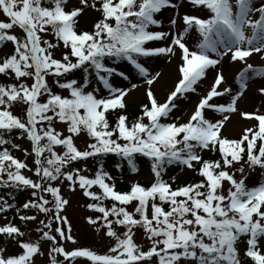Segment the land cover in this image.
Instances as JSON below:
<instances>
[{
    "label": "snow or ice",
    "instance_id": "1",
    "mask_svg": "<svg viewBox=\"0 0 264 264\" xmlns=\"http://www.w3.org/2000/svg\"><path fill=\"white\" fill-rule=\"evenodd\" d=\"M184 7L181 14L174 0H0V76L7 80L0 82V188L7 190L0 214L14 210L24 224L42 216L36 240L11 222L0 226L20 250L4 255L0 247V264H35L41 241L50 264H264V111L236 107L248 81L264 78L248 62L253 53L264 59V0H184ZM86 12L95 19L84 30ZM161 60L176 71L162 101L152 90L162 75L153 62ZM225 60L245 65L235 88L222 72ZM209 73L207 88L177 115V101L198 93ZM138 91L144 99L130 119L128 97ZM256 91L264 98V83ZM16 105L21 116L11 111ZM232 113L252 121L237 138L225 135ZM81 136L83 148L75 143ZM13 150L31 156L32 166ZM105 157L133 174L144 158L148 184L116 191ZM173 166L198 179L173 188L164 179ZM65 188L86 198L92 214L83 219L107 242L105 252L63 246L77 243ZM17 193L28 197L19 206L9 202ZM137 229L144 247L135 242Z\"/></svg>",
    "mask_w": 264,
    "mask_h": 264
},
{
    "label": "rangeland",
    "instance_id": "2",
    "mask_svg": "<svg viewBox=\"0 0 264 264\" xmlns=\"http://www.w3.org/2000/svg\"><path fill=\"white\" fill-rule=\"evenodd\" d=\"M176 1V2H175ZM174 2L177 4V6L179 7V10L181 12V14H183L185 12V7H184V0H174ZM70 4L73 3H77V0H70L69 1ZM175 9L170 10V11H166L164 13V17L162 18L164 20V24H165V29L167 28V18L171 15L175 13ZM190 11V9H189ZM92 12H86L84 13L81 19V22L84 23L87 21V18L89 15H91ZM0 19H3V17H0ZM17 36L20 35V31L14 32ZM194 43V41L190 40L189 41V45L191 46V44ZM58 52H57V56H58ZM249 63H251L253 65L254 68H258L261 70H264V61L263 59L259 58V54L253 53L250 60H248ZM154 66H155V70L160 71L161 74H163L165 71L169 72L172 74V79L169 81L168 87H165L163 90L160 87L159 83H155L152 86V90L156 95V98L158 100H163V98L166 96L168 90L172 87L173 82L176 78V71L175 68L173 66V64L167 63L163 60L161 61H155L153 62ZM170 64V65H169ZM245 65L243 64H229L226 60L224 62H222V68L226 67V71L224 73V76L226 78V80L228 81L229 85H231L232 87H236V85L234 84L233 78L235 76L236 73H238L240 71L241 68H243ZM211 73H209V79L205 80L202 84L199 85V89H198V93H194L192 95H190V99H186V100H181V101H177L179 107L176 110V114L179 115L181 114V112H187L189 109H191L192 105L194 102H196L197 100V96L200 92H202V90L205 88H207L209 81L211 79ZM133 76H135V73H133ZM174 77V79H173ZM160 81V80H159ZM138 85V88H143L142 85V78H136L135 81ZM264 83V78H260V77H256L253 80H249L248 81V87L246 89V91L244 92L245 95H247L249 92H255L256 91V87L258 84ZM228 86V85H226ZM247 90L249 92H247ZM254 93H250L248 95V98H239L238 102H237V109L238 112L239 111H244V112H253V111H257V110H262L264 111V98L260 97L259 94L257 93V96L255 95V100H254ZM137 99L143 100V94L142 91H138L133 93L132 96L128 97V107H134L135 105H137ZM250 101L254 102V105L252 107H249L250 105ZM223 102V101H221ZM235 114V115H234ZM233 115V116H232ZM230 119H234L237 122V127L234 128L233 130H230L229 128L225 129V135L227 136H235L237 137L240 130L242 129V127H244L245 125L247 126H251L252 121L250 120H246L244 118H240L237 117L236 113H232ZM59 127V125L57 126ZM77 147L79 148H83L85 146L86 140L79 138L75 141ZM14 155L17 158H21V155L18 151L14 150ZM106 169L110 172V174L114 177L113 181H118V182H127V181H133V180H140L142 182L144 181H148V176H149V171L148 168L146 167V163L145 160L143 159H139L138 161V167H139V171L136 174L131 173L130 171L123 169L122 171L117 172L114 168H112V163L111 164H105ZM187 170H183L180 169L178 167H171L168 170V173L166 174V176L164 177V179L167 181H169L170 183L173 181L171 178L175 177L176 178H181L184 177V175L187 173ZM174 180V181H175ZM63 192L65 194V197L69 199L70 203L67 206V211L65 213L67 219L70 221L71 225H72V236L74 237V239L77 241V243L75 245L71 244L70 242H65L63 244V246L65 247L66 250L68 249H72V248H89L91 250H94L98 253H103L106 251V245L107 242L106 241H101L97 234L94 232V230L89 227L85 220L83 219L85 216L89 215L87 213V211L84 208V198L79 194V192L75 193V194H70L68 193L67 189H63ZM9 213L6 214V217L8 216ZM5 217V214H0V224H5L7 220ZM41 216H38V218H40ZM33 225L30 226V224L28 225V228L32 229ZM37 235L31 231L28 232V234L25 235L24 239L25 240H36L37 239ZM135 242L138 245H141L142 247L146 246V241L144 239V237L142 236L141 233H139L138 231L135 232ZM40 248L41 251L44 252L43 256H39L37 255L34 260H35V264H50L49 260H48V242L47 241H41L40 243ZM263 248L264 246H261V253L263 252ZM40 258V259H38Z\"/></svg>",
    "mask_w": 264,
    "mask_h": 264
},
{
    "label": "trees",
    "instance_id": "3",
    "mask_svg": "<svg viewBox=\"0 0 264 264\" xmlns=\"http://www.w3.org/2000/svg\"><path fill=\"white\" fill-rule=\"evenodd\" d=\"M94 19H95V14H94V17H92V20H91L90 24H89V25L86 24L87 26H86V27H83V29H84V30L89 29L90 26H91V23L94 21ZM80 24H81V23H79V26H80V28H82V26H81ZM127 111H128L129 118L131 119L132 116H133V114L136 113L137 108H134V109H132V108L129 109V108H128ZM112 119H113V117L110 115V116H109V120H112ZM205 157H206V158H210V157H211V158H214V154H212V153H207V155H206ZM91 166H92V164H91V162H90V163L87 165V167L90 168ZM194 179H198V178H197V177H194ZM194 179H193V180H194ZM256 179H257V177H256V175L254 174L253 177L250 178V179L248 180V183L251 185V184H253V183L256 181ZM176 187H178V186L175 185L173 188H176ZM128 189H129V188L119 189L118 192H125V191H127ZM6 191H7L6 189H2V188H0V195H4ZM116 191H117V190H116ZM18 196H19V193L16 194V196H15V200H14V201H13V200H9V201H12V203H15L17 206H19V204H18V202H17ZM5 198L8 199L7 196H5ZM130 205H132V204H130ZM130 205L127 206V209H126V210H128V207H129ZM17 226H19V224H18ZM138 230L141 231L140 229H138ZM4 245H5V243L3 242L2 238L0 237V247H4ZM250 264H252V263L250 262Z\"/></svg>",
    "mask_w": 264,
    "mask_h": 264
},
{
    "label": "bare ground",
    "instance_id": "4",
    "mask_svg": "<svg viewBox=\"0 0 264 264\" xmlns=\"http://www.w3.org/2000/svg\"><path fill=\"white\" fill-rule=\"evenodd\" d=\"M223 71H225V68H223ZM172 79V74L169 73V72H164L162 75H161V78H160V81H159V84H160V87L162 88V90L165 88V87H168V84H169V81ZM174 79V77H173ZM237 122L234 120V119H230V121L227 123L226 125V128H229L230 130H233L234 128L237 127Z\"/></svg>",
    "mask_w": 264,
    "mask_h": 264
}]
</instances>
